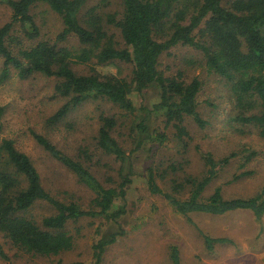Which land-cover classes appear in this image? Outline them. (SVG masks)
<instances>
[{"label": "trees", "instance_id": "trees-1", "mask_svg": "<svg viewBox=\"0 0 264 264\" xmlns=\"http://www.w3.org/2000/svg\"><path fill=\"white\" fill-rule=\"evenodd\" d=\"M2 1L12 9V16L0 26V57L3 58L0 81L10 76L11 68L24 80L36 73L56 78V93L65 97L66 102L48 118L49 125L57 124L91 98H105L130 114L142 113L135 122L136 137L130 152L113 134L118 120L114 116L100 117L97 147L121 163L117 169L119 182L112 176L106 180L115 186H107L95 174L90 165L95 156L89 148L81 150L80 158H74L33 131L35 140L93 191L95 197L90 209L53 196L31 158L17 147L14 139L3 137L0 127V235L21 252L59 256L74 247V238L67 231L69 221L100 217L118 226L94 243L93 264H103L107 249L123 236L120 219L126 207L118 202L126 201L127 190L137 175V164L152 153L151 142L158 140L163 145L167 138L164 132L151 129L147 117L152 112L159 113L167 124L174 125L179 138L190 137L184 124L187 116L200 127L207 125L198 109L201 80L197 76L187 79L183 72L168 76L160 69L162 56L178 45L201 52L208 70L227 81L234 97L231 121L236 122L239 130L242 126H254L264 138V0H119L121 8L114 12L105 10L110 0H103V7L88 6L91 0ZM41 3L62 19L63 27L56 41L42 39L32 46L22 44L15 52L12 43L18 41L15 35L18 23L29 39L40 34L32 10ZM110 26L118 30V37ZM71 37L78 40L79 47L60 45ZM116 62L132 65L131 78L103 73L97 67ZM75 64L88 65L89 72H77ZM154 87L160 97L153 109L135 102V97ZM239 154L242 167L257 156L255 150L248 148L221 159L201 152L206 172L201 176L175 175L168 188L160 185L159 178L169 170L149 165L145 170L147 188L188 219L192 214L219 215L237 209H249L261 219L264 192L251 197L226 198L222 188L216 187L212 194L205 196L211 182ZM169 169L177 171L178 167L172 163ZM252 173L253 170H244L235 178ZM38 201L49 203L55 210L41 224L29 214ZM204 238L210 250L217 243H232L224 237L204 234ZM169 256L172 264H182L178 246L170 247ZM0 257L8 258L1 241ZM52 264L85 263L59 258Z\"/></svg>", "mask_w": 264, "mask_h": 264}, {"label": "rangeland", "instance_id": "rangeland-1", "mask_svg": "<svg viewBox=\"0 0 264 264\" xmlns=\"http://www.w3.org/2000/svg\"><path fill=\"white\" fill-rule=\"evenodd\" d=\"M93 5L103 7V0H91L88 6ZM120 8L119 0H110L105 10L114 12ZM32 13L40 34L29 39L18 23L15 26L18 41L12 43L15 52L22 44L32 46L42 39L55 42L63 27L61 17L46 4H38ZM11 16L12 9L0 0V26L10 21ZM109 28L119 36L116 28ZM60 45L80 46L75 37ZM97 67L103 73H114L128 79L132 76L130 63L116 62L115 65ZM2 69L3 58L0 57V74ZM74 69L83 74L89 72L86 64H75ZM160 69L168 76L183 72L187 79L197 76L201 80L202 87L197 96L198 109L207 125L200 127L187 116L184 124L190 137L179 138L174 125L167 124L159 113L152 112L147 117L151 129L164 132L167 138L163 145L158 140L151 142L152 153L137 164V175L127 190L126 201L118 202L126 207L120 219L123 236L107 249L103 264H172L169 256L172 245L179 247L182 264H264V216L257 219L251 210L237 209L219 215L192 214L188 219L175 212L162 196L151 194L148 190L145 170L149 165L160 167L159 170H169L167 175L159 178L160 185L166 187L175 175H203L206 165L201 152H209L215 159H221L232 152L239 153L248 148L257 152L254 160L242 167V156L239 154L233 158L208 186L205 196L212 194L216 187L222 188L226 198L251 197L264 192V138L256 127L242 126L239 130L236 122L231 121L235 111L234 97L227 81L208 70L201 52L185 45H178L165 53L161 58ZM56 83V78L40 73L24 80L16 69L11 68L10 76L0 81L2 136L14 139L17 147L31 158L41 174L44 186L53 196L64 202H78L83 208L90 209L95 197L93 191L80 183L73 172L45 150L35 140L33 131L45 136L74 158H80L81 150L89 148L95 156L90 164L95 174L107 186H115L106 180L112 176L119 182L117 169L121 163L97 147L100 117L114 116L118 120L113 134L130 152L136 137L135 122L139 121L142 113L136 111L130 114L105 98H91L57 124L49 125L48 118L66 102L65 97L56 93ZM159 97V91L154 87L135 97V102L153 109ZM172 163L178 167L177 171L169 169ZM244 170H253V173L236 179L235 175ZM54 212L52 205L38 201L29 214L41 224L45 216ZM114 228L118 226L100 217L71 220L67 224V231L74 238V247L54 257L21 252L0 235L8 255L7 259L0 257V264H52L59 258L67 262L93 264L94 243ZM204 234L229 238L232 243H217L210 250Z\"/></svg>", "mask_w": 264, "mask_h": 264}]
</instances>
